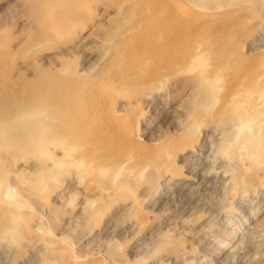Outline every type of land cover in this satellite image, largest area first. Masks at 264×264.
Wrapping results in <instances>:
<instances>
[{"label": "rangeland", "instance_id": "1", "mask_svg": "<svg viewBox=\"0 0 264 264\" xmlns=\"http://www.w3.org/2000/svg\"><path fill=\"white\" fill-rule=\"evenodd\" d=\"M178 1L227 14L184 22ZM252 1L256 17L245 0H0V200L28 222L0 214V264H264V170L251 193L226 171L244 131L209 122L181 145L202 91L245 98L240 61L264 66V0ZM136 138L148 165L122 157Z\"/></svg>", "mask_w": 264, "mask_h": 264}, {"label": "bare ground", "instance_id": "2", "mask_svg": "<svg viewBox=\"0 0 264 264\" xmlns=\"http://www.w3.org/2000/svg\"><path fill=\"white\" fill-rule=\"evenodd\" d=\"M177 6L179 7V10L181 11V20L187 19L188 15H193L196 18L205 20L207 22H211L209 23V25L216 23V19H221L224 15L227 14L226 12H222V10H213V11H208L207 9H205V7L198 9L196 12L193 13V10H191L190 4L188 5L186 2V4L183 2H176ZM246 5L247 10L250 11V13L255 14L254 17L258 16L257 15V10L255 7V3H253L252 0H245V3H243ZM242 7H244L242 5ZM222 9V8H221ZM228 10V9H227ZM195 11V10H194ZM236 14V13H235ZM214 21V22H213ZM183 22V21H182ZM213 22V23H212ZM188 23V20L187 22ZM208 26V24H205L204 26ZM240 28V32H241ZM2 41V40H1ZM5 41V40H4ZM8 41V40H6ZM5 42H3V45L5 47ZM7 44V43H6ZM10 44V43H9ZM7 46V45H6ZM2 47V45H1ZM3 48V47H2ZM7 47H5L6 49ZM7 60V59H6ZM5 60V61H6ZM3 61V60H2ZM246 58H243L237 69H241L242 67L246 66L245 64ZM229 66L226 67H222L221 69V73H226L227 68ZM239 70H236L235 74L231 75L232 77V83L234 84V82L238 85H241L243 87H245L244 89L246 90V88L248 89V96H246L245 98H235L233 95L235 94H231L230 97H223L221 100L220 98H216L212 92H204L202 91L200 93V95L198 94V92L196 94H198L199 96L196 99V104L197 105V109H196V114L193 115V119L188 123V128L185 130L187 132L192 130V132H189L188 135L187 133L186 136V140H184L182 145V148L185 144H191L192 149L195 147V145H197L195 142H198V140L196 141V138H194L195 133H197V129L199 126L202 127V125H208L207 123L211 122L213 124H215V128L216 126H220V128L222 127V130L225 129L224 126H227V130L229 128L232 129V131H239L242 130L243 134H239V139L236 140V142L232 143H227V145H225L224 150L226 151L230 161H227L229 163L226 164V171L229 172V170H235L236 171V167H237V171L235 172V176L233 177V185L231 188L232 189H240L243 192H247V193H251L252 189L251 186L254 183H257L256 180L259 179V175L257 178V171H261L264 170V123H259V121L261 120V118L264 116V110H260L257 109L256 105H258L259 102L255 103L254 102L252 105H250V103L252 102V95H254V98L256 97L255 94L257 93L258 97L259 94L261 95V97L264 95V66H247L246 67V72L251 71L252 75H249L246 72H241ZM220 73V74H221ZM234 80V81H233ZM238 85L235 88V84L233 85L234 90L237 89ZM230 86V85H229ZM240 87V86H239ZM242 87V89H243ZM229 89V87L227 88ZM232 90V85H231V89ZM230 90H227L229 92H231ZM233 91V90H232ZM247 91V90H246ZM234 92V91H233ZM232 92V93H233ZM250 92V93H249ZM227 93V92H226ZM235 93V92H234ZM229 94V93H228ZM244 94V93H243ZM226 95V94H225ZM108 96V95H107ZM197 96V95H196ZM218 96V95H217ZM105 99L106 96H103ZM242 97V96H241ZM257 97V98H258ZM87 98V97H86ZM100 98V97H99ZM102 99V100H103ZM263 99V98H262ZM107 100V99H106ZM110 100V98H109ZM108 100V101H109ZM220 100V104L218 105V108H213L212 110H209V108H211V103L213 101H218ZM256 100V99H255ZM264 100V99H263ZM262 100V101H263ZM90 101V100H89ZM98 99V101L96 102V107L99 110V108L101 107V105L99 103H101V101ZM261 101V102H262ZM88 102V101H87ZM94 102V103H95ZM104 102V101H103ZM93 103V102H92ZM93 103V104H94ZM107 103V102H106ZM264 105V101L262 102ZM90 104V103H89ZM95 105V104H94ZM100 105V107H99ZM103 105V104H102ZM254 106V107H253ZM80 107V106H78ZM260 107V105L258 106V108ZM82 109V107H80ZM94 109V108H93ZM84 110V109H83ZM101 110V109H100ZM86 113V112H85ZM103 113V110L102 112ZM105 114V113H104ZM234 114H239L238 118L235 117ZM84 115V112H83ZM101 115V114H100ZM112 117V116H111ZM106 119V118H105ZM109 120V118H108ZM102 121H104V119H102ZM106 121V120H105ZM263 121H264V117H263ZM101 119H98L94 122H92L91 125H89L88 127L90 128L89 130H94L97 126L101 125ZM262 122V120H261ZM187 123V121H186ZM82 124V123H81ZM87 124V123H86ZM115 122L113 120L109 121V127L110 129H112L111 132V139H115L119 142L122 141H127V139L125 140V136L124 134H121L120 131L117 132L114 129V125ZM212 124V125H213ZM187 126V125H186ZM86 127V125H82L81 128ZM108 127V126H107ZM116 127V126H115ZM87 128V127H86ZM98 128V127H97ZM117 128V127H116ZM185 128V127H184ZM208 128V127H207ZM214 128V129H215ZM85 129V128H84ZM118 129V128H117ZM88 130V129H87ZM114 130V131H113ZM219 129H217L218 131ZM221 130V129H220ZM219 130V131H220ZM226 130V132H227ZM201 131V130H200ZM230 131V130H229ZM107 132V131H106ZM203 132V131H202ZM224 132V131H223ZM222 132V133H223ZM232 132V133H233ZM123 133V132H122ZM221 133V131H220ZM231 133V132H230ZM200 134V133H199ZM109 135V134H107ZM241 135V136H240ZM227 136H229L227 134ZM227 136H223L222 138L224 139V137ZM113 137V138H112ZM241 137V138H240ZM101 138V137H100ZM107 138V137H106ZM198 138V135H197ZM206 138V137H205ZM204 138V139H205ZM218 138V137H217ZM220 138V137H219ZM234 138V137H233ZM103 139V138H102ZM110 139V137H109ZM199 139V138H198ZM227 139V138H226ZM230 139V138H229ZM234 139H237V137H235ZM232 140V138H231ZM103 141V140H102ZM130 142V141H129ZM128 142V143H129ZM232 142V141H231ZM127 143V147H126V151L124 150V153L122 154V157L124 158V161H128L129 163H131L133 166H137V165H141V166H145V163H147V161H151V157H152V153L154 150H152L151 147H148L144 141H142L141 139H134L132 140L129 144ZM195 143V144H194ZM220 142H218L219 144ZM225 144V143H223ZM222 144V145H223ZM186 146V145H185ZM190 146V145H189ZM220 146V145H219ZM185 148V147H184ZM191 148V147H190ZM221 148V146H220ZM219 149V148H218ZM123 150V149H122ZM121 150V153H122ZM223 153V152H222ZM120 154V153H119ZM121 155V154H120ZM151 155V156H150ZM226 157V156H225ZM224 158V157H223ZM226 159V158H225ZM228 160V159H227ZM234 161L235 164H231V161ZM208 161V160H207ZM232 161V162H233ZM123 162V161H121ZM127 162V163H128ZM212 162V161H211ZM124 163V162H123ZM126 163V164H127ZM149 163V162H148ZM147 163V165H148ZM168 163V162H167ZM223 163V162H222ZM125 164V163H124ZM146 165V166H147ZM222 165V164H221ZM125 166V165H124ZM160 170L158 169L157 171H154V175L157 176L159 175V172L163 173L165 171L169 170V165L166 164L164 162V164H161ZM158 167V168H159ZM222 167V166H221ZM173 168V167H172ZM216 168V167H215ZM220 169V168H219ZM173 170V169H172ZM224 170V169H223ZM149 171V170H148ZM169 172V171H168ZM171 172V171H170ZM226 172V173H227ZM152 172H150V174H148V177L150 181H152V179L154 178V175L151 174ZM225 173V172H224ZM225 173V174H226ZM161 174V173H160ZM176 174V173H175ZM217 174V173H216ZM233 174V173H232ZM264 174V173H263ZM174 175V173H173ZM223 176V175H222ZM164 177V174H163ZM158 178V177H157ZM160 179V178H159ZM158 179V180H159ZM256 179V180H255ZM157 179H154V181ZM132 183V182H131ZM172 183H176V181H173ZM254 183V184H255ZM232 184V183H231ZM134 185V184H133ZM155 185V183H154ZM155 187V186H154ZM158 187V186H157ZM253 187V186H252ZM132 188V187H131ZM153 188V187H152ZM157 189V188H156ZM164 189V188H163ZM234 191V190H233ZM238 191V190H237ZM259 193V192H258ZM235 194V193H234ZM245 196V195H244ZM226 197V196H225ZM13 198V197H12ZM17 201V200H16ZM13 202V200H12ZM12 202L10 203L8 200H4L1 199L0 200V214L3 215H7L8 218L12 219L11 223H14L12 228H15L17 230L22 229L24 222H27L26 217L20 216L19 211L21 210L20 208L24 205H19V203H17V205H13ZM144 202V201H143ZM15 203V202H14ZM229 205V204H228ZM232 205V203H231ZM230 205V206H231ZM228 208V207H227ZM226 209V208H225ZM234 209V208H233ZM230 210V207H229ZM230 212V211H228ZM202 214V215H201ZM201 217L203 216V213H201ZM199 219V218H197ZM10 224V223H9ZM14 229V230H15ZM29 229V227H28ZM186 233V232H185ZM191 233V232H190ZM264 234V233H263ZM263 238V236H262ZM249 242V241H247ZM253 242V240H252ZM261 242V241H260ZM112 244V243H111ZM113 245V244H112ZM234 245V244H233ZM161 246V245H160ZM159 246V247H160ZM178 246V245H177ZM180 246V245H179ZM247 246V244H246ZM173 247V246H172ZM171 247V248H172ZM244 247V246H243ZM157 248V247H156ZM170 248V247H169ZM174 248H176L174 246ZM173 248V249H174ZM222 249V247H221ZM236 249V248H235ZM249 249V247H248ZM257 249V247H256ZM119 250V249H118ZM155 250V248H154ZM154 250L152 249V251L154 252ZM160 250V249H158ZM175 251V250H174ZM196 251V250H195ZM258 251V250H257ZM121 252V251H120ZM124 252V251H123ZM122 252V254H123ZM173 252V251H172ZM250 252V251H249ZM111 253V252H110ZM196 253V252H195ZM247 253V252H246ZM253 253V252H252ZM152 254V253H150ZM183 254V253H182ZM250 254V253H249ZM114 255V254H113ZM247 255V254H246ZM116 256V255H115ZM124 256V254H123ZM262 256V255H261ZM146 258V256H144ZM116 258V257H115ZM114 259V258H113ZM253 259V258H251ZM256 259V258H255ZM147 260V259H146ZM116 261V260H115ZM119 261V259H118ZM251 261V260H250ZM14 262V261H13ZM145 262V261H144ZM143 262V263H144ZM115 263V262H114ZM250 263V262H249ZM248 263V264H249Z\"/></svg>", "mask_w": 264, "mask_h": 264}]
</instances>
